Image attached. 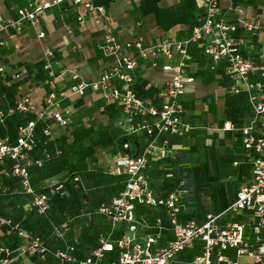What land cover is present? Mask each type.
Listing matches in <instances>:
<instances>
[{
    "label": "built area",
    "instance_id": "1",
    "mask_svg": "<svg viewBox=\"0 0 264 264\" xmlns=\"http://www.w3.org/2000/svg\"><path fill=\"white\" fill-rule=\"evenodd\" d=\"M225 3L226 10L234 14L233 18L222 14ZM56 6H82L87 12L103 10L91 0H32L18 9L16 17L0 19V48L4 45L2 35L5 31H22L26 24L38 25L40 18ZM201 6L203 13L199 22L187 37L162 39L153 44L141 40L121 44L114 35L108 34L100 48L106 57H115L116 64L93 82L81 80L77 72L72 74L70 91L73 95H84L89 88L101 91L108 102L121 107L124 114L122 124L127 133H144L148 141L139 153H135L131 142L127 141L123 145L124 152L117 156L112 173L121 174L123 170L134 177L125 184L124 191L96 208L97 213L110 220L111 228L100 235L99 245L90 255L83 259L76 255V243L67 240V233L71 230L69 223L53 227V235L64 242L61 249L53 252L58 264H172L178 254L196 246L197 253L189 264H241L243 257L249 258L251 264H264V50L257 58L247 55L243 49L245 39L239 35L240 30L256 33L262 26L245 16L243 6L236 0H202ZM83 19L80 15L79 21ZM39 37H45V32L41 31ZM192 45L200 46L213 63L223 64L225 74L233 82L234 92L249 95L253 119L241 127V131L244 147L251 153L252 168L250 181L237 191L223 212L208 213L201 222L194 219L182 222L179 220L180 194L170 192L164 198L158 197L145 181L142 171L149 158L162 157L170 150L171 137L182 138L193 129L183 117L185 107L182 101L188 85L195 81L187 69L192 59ZM123 48L136 54L121 56ZM52 55V51L47 53V61ZM161 57L166 62L160 63ZM175 57L177 61L170 62ZM139 59L150 61L168 77L165 99L159 105L147 103L134 88V71L139 66ZM3 71L4 67L0 65V73ZM256 75L259 79L252 80ZM58 106V95L51 91L41 110H37L28 97L21 98L8 110L0 108V123L16 111L36 114V119L20 127L14 142L9 137L0 140V160L11 157L16 161L14 173L21 177L29 192H33V188L28 172L19 161L35 145L37 121H53L63 127L69 125V111L62 112ZM236 128L231 121L224 126L225 130ZM45 131L50 134L49 130ZM37 164L42 165L40 161ZM49 200L47 193L35 194L34 205L41 214L48 212ZM138 206L166 207L172 238L159 245L166 229L160 217L146 225L149 232L142 239L136 236L142 225L136 215ZM242 213L248 215L247 221L222 222L225 216ZM4 224H10V221L4 220ZM19 235L28 247L11 248L0 243V264H16L21 256L30 253L43 262L47 260L51 250L44 239L23 230H19ZM115 251H118L117 257L108 258L109 253Z\"/></svg>",
    "mask_w": 264,
    "mask_h": 264
},
{
    "label": "crops",
    "instance_id": "2",
    "mask_svg": "<svg viewBox=\"0 0 264 264\" xmlns=\"http://www.w3.org/2000/svg\"><path fill=\"white\" fill-rule=\"evenodd\" d=\"M30 1L32 0H0V19L16 17L18 9ZM91 1L102 6L103 10L87 12L82 6H56L40 18L38 25L26 24L22 31L10 29L3 33L4 45L0 48V65L4 67V71L0 73V108L8 98H13L16 105L19 99L28 97L37 109H42L47 95L55 91L59 98V110L69 111L68 126H70L76 122L72 111L78 108L82 110L86 105L85 96L90 92H97L102 103L96 115L97 122L104 125L113 118L122 136L131 135L133 151L139 153L140 151L137 150L139 146L146 145L147 136L144 133L128 134L122 124L124 114L121 107L108 102L101 91L89 88L84 95H73L70 91L73 84L72 74L77 72L81 80L93 82L116 64L117 59L106 57L100 48L108 34L114 35L121 44L134 40L153 44L162 39L187 37L203 13L202 0ZM236 1L243 6L248 19L258 21L262 26L256 33L239 31V35L245 39L243 46L245 53L257 58L258 53L264 50V0ZM226 7L227 4H223L222 14L233 18L234 14L227 11ZM80 15H83V21H79ZM41 31L45 32L43 38L39 37ZM49 51H52L53 55L47 61ZM129 54L136 53L127 48L120 51L121 56ZM190 54L192 59L188 62L187 69L195 81L188 85L182 95V101L185 107L183 117L193 129L182 138L171 137L170 150L162 157L171 156L178 151L192 159L196 164V172L206 165L216 170L222 165V169L228 171L226 180L231 182L233 193L224 194L223 208L218 212L202 213L199 210V216L194 217V220L201 222L208 213L223 212L235 198L237 191L250 181L252 158L251 153L244 147L241 127L252 121L254 113L249 95L246 92L233 91V82L225 74L223 64L213 63L197 45L190 47ZM176 61L177 57L170 62ZM159 62H166V59L161 57ZM134 76V88L138 95L147 103L161 104L165 99L163 95L168 78L166 73L159 67L153 66L150 61L139 59V66L134 71ZM258 79V75L252 77V80ZM76 100L81 102L78 104ZM11 107L8 106L5 110ZM93 118L94 116L86 115L85 121L82 122L90 124L94 122ZM227 121L234 123L237 128L225 130ZM123 152L124 148L120 153ZM157 158L160 157L151 159ZM222 159L226 163H221ZM194 174L201 187L205 186L206 180H203V174ZM98 203H88L87 209L84 207L80 209L81 216L77 219L73 218L74 222L79 221L80 225L84 224L85 231L89 233L88 237H96L95 247L99 245L100 235L107 233L111 228L110 220L91 208ZM162 209L164 208L137 207V219L142 225L136 236L142 239L149 232L146 225L160 217L166 229L163 231L159 245L172 238L169 217L160 211ZM182 215L183 213L179 215L180 221ZM247 216L246 213L230 214L225 216L222 222L247 221ZM47 238V245L53 255V252L61 249V241L50 234ZM62 244L64 246V242ZM95 247L88 252L83 251V254L90 255ZM197 248L198 246L193 247L194 253L190 258L178 254L172 264H189L197 253ZM117 255L118 251H115L109 253L108 258H116ZM230 255L233 253L231 252ZM20 262L37 264L29 255L21 256ZM58 262L59 260L53 255L48 264H58ZM241 264H251L250 259L243 257Z\"/></svg>",
    "mask_w": 264,
    "mask_h": 264
},
{
    "label": "rangeland",
    "instance_id": "3",
    "mask_svg": "<svg viewBox=\"0 0 264 264\" xmlns=\"http://www.w3.org/2000/svg\"><path fill=\"white\" fill-rule=\"evenodd\" d=\"M75 98L80 99V97ZM77 101L78 104L81 102V100ZM85 104L82 110L78 108L72 111L76 118L73 125L63 127L51 121H37L35 145L26 151L24 158L19 161L27 169L33 192H29L22 182L13 189L0 190V223L4 224V220L10 221V224H6L8 235L18 240L20 246L28 247V243L19 235V230L40 236L47 244L48 222L45 215L52 207L49 200L48 212L41 214L34 205L35 194L47 193L49 197L60 194L87 209V204L90 202L98 203L119 195L124 191L129 179L134 177L133 174L123 170L121 174L112 173L117 156L123 150L124 136L120 134L113 118L104 125L97 122L96 115L102 104L99 93L87 94ZM8 106H15L13 98H8L7 102L1 104L4 110ZM14 114L17 115L16 118L13 117L10 122L8 121L12 122L11 126H8V122L0 123V132L12 138L19 134L20 127L25 126L27 121L36 119L35 113L16 111ZM86 115L94 116V122L90 124L82 122L85 121ZM46 129L50 134L45 131ZM144 147V145L139 146V149L137 147V151L141 152ZM37 161L42 165L39 166ZM221 163L226 161L222 159ZM195 166L189 156L176 151L171 156L155 160L149 158L147 167L142 171L145 181L158 197L164 198L170 192L180 194L179 215L183 213L180 217L182 222L199 216V210L202 213L218 212L223 208L224 194L233 193L231 182L226 180L228 171L222 169V165L217 170L206 165L198 172ZM194 173L203 174L202 178L206 180L205 186L201 187ZM162 208L164 209L160 211L168 215L167 208ZM2 237L0 234V242L3 245H13L7 242V238ZM95 245V236L84 237L81 249L88 252ZM193 251V248H187L179 256L190 258ZM29 256L34 257L35 254L30 253Z\"/></svg>",
    "mask_w": 264,
    "mask_h": 264
},
{
    "label": "trees",
    "instance_id": "4",
    "mask_svg": "<svg viewBox=\"0 0 264 264\" xmlns=\"http://www.w3.org/2000/svg\"><path fill=\"white\" fill-rule=\"evenodd\" d=\"M20 100V99H19ZM22 113V112H19ZM16 114L7 115L4 122H10L13 117L16 118ZM30 121V120H29ZM7 123L8 126H11V123ZM28 122V121H27ZM6 124V123H5ZM6 137L10 138L11 142H14L16 138L18 137V134L16 137L12 138L6 134H3L0 132V140L5 139ZM131 142V135L124 136L123 145L125 142ZM16 161L12 159L11 157H5L4 159L0 160V190L3 189H13L16 187L19 183L22 182V179L20 176L16 175L14 173V167H15ZM112 198L101 201L98 204H94L91 208L96 211V208L99 204L102 202H109ZM50 211L45 215L47 217V235H53V227L62 225L64 223H69L71 226V230L67 233V240L71 243H76V255L83 259L85 258L86 254H83V251H81V242L84 237H88L89 233L85 231L86 227L83 225H80V222H74L73 218L77 219V217L81 216L79 212L82 207H80L77 203L72 201V199H69L68 197H65L60 194H55L53 197L50 196ZM59 215V216H57ZM88 233V234H87ZM0 234H2V238L6 239L7 242L12 243V246H9L11 248H17L19 245L18 240H14L12 235H8V226L6 224L0 223ZM118 235V234H117ZM55 237V236H54ZM59 242L61 241V248L63 246V240L58 239ZM1 243V242H0ZM2 244V243H1ZM6 245V244H4ZM96 248V247H95ZM53 255L50 253L48 255V258L45 262L41 261L37 255L34 257L31 256V258L34 260L37 264H48L51 262V257ZM87 257V256H86ZM113 259V258H112ZM16 264H21V262H17Z\"/></svg>",
    "mask_w": 264,
    "mask_h": 264
}]
</instances>
